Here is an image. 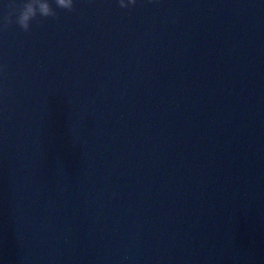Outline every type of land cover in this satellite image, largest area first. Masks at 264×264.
Here are the masks:
<instances>
[{
	"label": "water",
	"instance_id": "1",
	"mask_svg": "<svg viewBox=\"0 0 264 264\" xmlns=\"http://www.w3.org/2000/svg\"><path fill=\"white\" fill-rule=\"evenodd\" d=\"M12 2L0 264H264V0Z\"/></svg>",
	"mask_w": 264,
	"mask_h": 264
},
{
	"label": "clouds",
	"instance_id": "2",
	"mask_svg": "<svg viewBox=\"0 0 264 264\" xmlns=\"http://www.w3.org/2000/svg\"><path fill=\"white\" fill-rule=\"evenodd\" d=\"M54 2L60 9L67 10L69 12L74 11V0H25L22 4H17L15 0L8 5L9 12L3 18V27L7 28L13 23V17H15V23L25 32H31L32 22L39 23L38 17L58 18V14L52 7ZM155 2V0H150ZM137 0H119L121 8H128L129 5L133 7L136 5ZM3 68H0V72Z\"/></svg>",
	"mask_w": 264,
	"mask_h": 264
}]
</instances>
